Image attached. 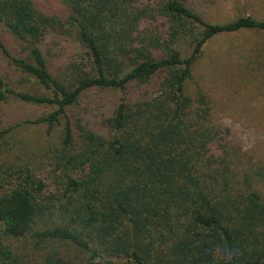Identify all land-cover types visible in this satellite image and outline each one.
<instances>
[{"label": "trees", "instance_id": "16d2710c", "mask_svg": "<svg viewBox=\"0 0 264 264\" xmlns=\"http://www.w3.org/2000/svg\"><path fill=\"white\" fill-rule=\"evenodd\" d=\"M62 2V14L50 15L35 0H0V26L25 53L15 56L0 41V56L48 92H15L0 78V102L52 106L38 122L48 132L62 124L64 149L73 147L75 130L81 133L83 147L66 155L65 165L85 173L67 176L52 194L30 169L0 165V264L16 261L8 240L24 238L53 214L62 224L34 232V239L72 244L87 254L86 264H264V196L253 181L260 170L237 172L229 131L200 108L201 92L186 93L207 42L264 33V20L210 24L186 0L154 9L133 0ZM151 14L167 21L168 42L142 28ZM48 35L78 46L68 63L52 68L59 74L40 47ZM180 35L192 44L186 58L170 48ZM132 87L143 91L130 93ZM88 91L125 96L103 121L104 134L75 126L69 116ZM9 132L0 130V141ZM51 259L46 264H61Z\"/></svg>", "mask_w": 264, "mask_h": 264}, {"label": "rangeland", "instance_id": "374dc122", "mask_svg": "<svg viewBox=\"0 0 264 264\" xmlns=\"http://www.w3.org/2000/svg\"><path fill=\"white\" fill-rule=\"evenodd\" d=\"M35 1L47 14L61 15L63 12L62 0ZM133 1L142 9H154L168 0ZM186 6L210 24H226L242 16L264 20V0H186ZM146 20L142 28L157 32L168 42L167 21L160 16ZM0 41L15 56H24V46L1 26ZM40 47L51 70L68 63L70 55L78 49L74 41L56 35L46 36ZM170 48L186 58L191 53L192 44L187 36L180 35L172 41ZM52 71L59 74L54 69ZM0 78L9 90L48 95V92L15 71L1 56ZM141 91L143 89L136 87L129 90L134 94ZM198 92L206 97L200 108H208L214 124L229 131L226 142L231 150V164L238 173L247 169L260 170L253 181L264 196V33L220 35L207 42L194 66L192 80L186 85L189 96L196 97ZM121 97L125 96L119 92L88 91L69 111V116L75 126L79 124L87 131L104 134L103 121L111 115ZM52 110V106L28 105L14 98H9L6 103L0 102V130H10L0 141V165L16 171L30 169L34 176L45 181L54 194L58 186L64 187L67 176L81 179L85 168L65 165L66 155H75L83 147L82 135L78 130H75L73 147L64 149L62 124L48 132L46 126L38 122ZM46 196H50L49 193ZM51 217L47 223H36L33 231L24 238L7 241L16 259L14 264H46L47 258L61 264L87 263V254L72 244L34 239V232L62 224L63 216L53 214ZM155 248L160 250L162 247ZM157 252H153L152 257Z\"/></svg>", "mask_w": 264, "mask_h": 264}]
</instances>
